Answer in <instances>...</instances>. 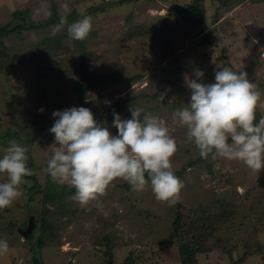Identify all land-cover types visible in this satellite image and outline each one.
Wrapping results in <instances>:
<instances>
[{
  "label": "rangeland",
  "instance_id": "374dc122",
  "mask_svg": "<svg viewBox=\"0 0 264 264\" xmlns=\"http://www.w3.org/2000/svg\"><path fill=\"white\" fill-rule=\"evenodd\" d=\"M191 1L0 0V27L15 26V11H28L34 21L48 18L53 8L64 17L91 16L88 37L77 45L63 40L59 56L70 61L82 57L90 71L115 79L77 101L72 88L78 76L62 77L48 63L31 60L39 43L64 34L65 26L5 35L2 44L13 66L0 74V158L11 140L26 146L28 166L41 187L56 147L49 131L54 111L82 106L96 118L118 99L162 90L167 95L156 116L177 141L173 171L183 169L200 155L173 113L190 101L187 82L201 75V82L213 83L215 71L225 65L248 73L261 93L257 111L264 114V63L256 56L264 50V3L245 0L227 11L217 9V14V5L205 0V18L196 26L179 19V9ZM131 25L153 32H138ZM128 110L119 114L122 119ZM104 125L117 134L112 124ZM6 179L0 174V182ZM24 180L23 195L0 209V238L9 245L0 264H123L128 258L133 264H181L180 246L203 247L195 254L197 264H264V170L255 173L241 161L217 157L185 169L174 205L156 200L150 186L135 192L121 179L87 205L67 196L60 204L73 215L55 221L53 244L41 249L35 246L41 195L32 193V183ZM29 220L31 231L23 237ZM30 233L32 239H27Z\"/></svg>",
  "mask_w": 264,
  "mask_h": 264
},
{
  "label": "clouds",
  "instance_id": "9594fccd",
  "mask_svg": "<svg viewBox=\"0 0 264 264\" xmlns=\"http://www.w3.org/2000/svg\"><path fill=\"white\" fill-rule=\"evenodd\" d=\"M67 26L70 38L83 41L92 30L91 16L68 23L61 17L59 26ZM190 101L173 113V120L186 129L203 159L217 157L238 160L255 173L264 170V118L256 120L261 93L245 71L230 66L215 71V82H201V75L187 82ZM166 92L159 94L163 101ZM43 111V109H41ZM131 119L113 112V135L99 123L91 109L72 107L54 111L53 126L56 147L45 171L53 181L67 183L75 189L73 197L81 205L106 195L116 179L127 182L133 191L151 187L156 200L174 205L184 187L173 171L172 158L178 150L175 137L164 119L142 108H130ZM28 148L9 141L0 158V209L10 207L23 195L21 185L31 176ZM100 206V205H98ZM9 245L0 238V255Z\"/></svg>",
  "mask_w": 264,
  "mask_h": 264
},
{
  "label": "trees",
  "instance_id": "16d2710c",
  "mask_svg": "<svg viewBox=\"0 0 264 264\" xmlns=\"http://www.w3.org/2000/svg\"><path fill=\"white\" fill-rule=\"evenodd\" d=\"M245 0H211V3L216 4V13H219V10L227 11L233 8L236 5L243 4ZM259 2H263L264 0H258ZM217 9H219L217 11ZM205 0H192L190 4L185 6L184 8L179 9V19L186 24H194L199 26L202 24L203 19L205 18ZM215 13V14H216ZM60 16L55 8L51 10V15L42 20V21H34L29 19L28 11H15L13 13L14 20L18 21L15 23L14 27L5 26L0 27V74H8V70L13 66V62L9 54L7 53V48L2 44V38L10 33H15L18 37H21V33L27 30H35V29H43L53 25H59ZM64 17V16H63ZM68 20V23H72L79 19L78 15L65 16ZM133 30H137L138 32H153L150 30L144 31L138 27V25H131ZM154 28H158V25L153 26ZM155 28V29H156ZM156 32V31H155ZM167 36V35H166ZM67 38H70L67 32V26L65 25V32L61 34L57 38H47L43 39L36 49V53L32 56L31 60L36 64L48 63L50 70L56 71L62 77H73L78 76L77 82L73 85L72 95L77 101H82V97L84 94L95 87L105 86L108 83L114 82V76L112 75H98L95 74L94 71H90L87 67L86 60L82 57H77L75 60H63L59 55V50L61 46V42ZM72 39V38H70ZM73 43L77 45V43H82V41L73 40ZM173 52V50L171 51ZM64 64V65H63ZM164 93L162 90L156 94L150 95H137L128 99H118L112 104H110L107 108L103 109L98 117L95 119L104 125V123H113L114 116L113 112L120 114L125 109H129L124 115V119H131L130 108H142L144 112L141 114L143 117L144 113L148 110H152L155 115H157L161 110V105L163 101L159 100V94ZM11 135V134H10ZM13 136H16L15 134ZM12 136V137H13ZM209 159H203L199 157L196 162H189L185 166V168L175 171V175L180 178L184 174L185 169L193 166L195 163L210 161ZM210 165V164H208ZM29 167V166H28ZM47 166L44 167V170ZM30 168V167H29ZM27 181L32 183V186L29 188L32 193L40 194V206H41V221L39 230L40 233L35 239V246L38 249L43 248L47 244H53V230L54 223L58 218L64 217L66 215H73V212H69L64 207L61 206V202L67 196L75 195V189L69 187L64 184H60L56 181H53L51 176L45 171V180L43 186H39L36 176L32 174L31 176L25 177ZM48 205L55 206L54 210L48 208ZM176 226L179 225V218H177ZM24 228V227H23ZM10 229V227H9ZM32 233L29 234L27 239H32ZM50 236V237H49ZM181 254V264H197L195 254L198 252H203V247L200 248H189L188 246H180L179 248ZM109 253V250H108ZM108 258H110V254H108ZM36 262V261H34ZM38 261L36 262V264ZM123 264H133L132 260L129 258L125 260Z\"/></svg>",
  "mask_w": 264,
  "mask_h": 264
},
{
  "label": "water",
  "instance_id": "95a60500",
  "mask_svg": "<svg viewBox=\"0 0 264 264\" xmlns=\"http://www.w3.org/2000/svg\"><path fill=\"white\" fill-rule=\"evenodd\" d=\"M258 120H259V116H258V113H256V120H254V123L258 122ZM31 222H32V220H29L26 229L24 231H22L23 237H26L28 235V233L31 231V228H32Z\"/></svg>",
  "mask_w": 264,
  "mask_h": 264
},
{
  "label": "built area",
  "instance_id": "2783aa9c",
  "mask_svg": "<svg viewBox=\"0 0 264 264\" xmlns=\"http://www.w3.org/2000/svg\"><path fill=\"white\" fill-rule=\"evenodd\" d=\"M258 59H259L262 63H264V50L261 51V52L258 54Z\"/></svg>",
  "mask_w": 264,
  "mask_h": 264
},
{
  "label": "flooded vegetation",
  "instance_id": "af4514ba",
  "mask_svg": "<svg viewBox=\"0 0 264 264\" xmlns=\"http://www.w3.org/2000/svg\"><path fill=\"white\" fill-rule=\"evenodd\" d=\"M257 113H258L259 118H264V114L263 113L260 114L259 111H257Z\"/></svg>",
  "mask_w": 264,
  "mask_h": 264
},
{
  "label": "crops",
  "instance_id": "0c3cea01",
  "mask_svg": "<svg viewBox=\"0 0 264 264\" xmlns=\"http://www.w3.org/2000/svg\"><path fill=\"white\" fill-rule=\"evenodd\" d=\"M256 56H258V54L256 53ZM263 85H264V83H263ZM263 88H264V86H263Z\"/></svg>",
  "mask_w": 264,
  "mask_h": 264
}]
</instances>
